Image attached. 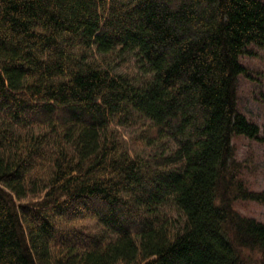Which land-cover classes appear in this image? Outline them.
I'll use <instances>...</instances> for the list:
<instances>
[{
	"label": "trees",
	"instance_id": "16d2710c",
	"mask_svg": "<svg viewBox=\"0 0 264 264\" xmlns=\"http://www.w3.org/2000/svg\"><path fill=\"white\" fill-rule=\"evenodd\" d=\"M254 45L264 0H0V264H264Z\"/></svg>",
	"mask_w": 264,
	"mask_h": 264
},
{
	"label": "rangeland",
	"instance_id": "374dc122",
	"mask_svg": "<svg viewBox=\"0 0 264 264\" xmlns=\"http://www.w3.org/2000/svg\"><path fill=\"white\" fill-rule=\"evenodd\" d=\"M253 54L244 55L242 61L248 67L250 77L245 75L239 79L240 108L260 125L264 124V46H252ZM135 55L128 56L129 66L136 61ZM121 70V67H119ZM121 132L130 138L132 127L118 126ZM237 154L246 164L245 177L250 186L256 190H264V144L245 136L234 139ZM30 198L25 199L28 201ZM236 206L246 215L254 216L264 222V203L256 201L236 200ZM85 226L95 229L97 225L92 220L85 221Z\"/></svg>",
	"mask_w": 264,
	"mask_h": 264
}]
</instances>
